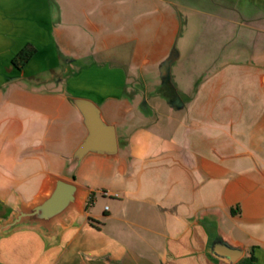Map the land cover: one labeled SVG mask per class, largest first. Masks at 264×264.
Wrapping results in <instances>:
<instances>
[{"label": "crops", "instance_id": "obj_1", "mask_svg": "<svg viewBox=\"0 0 264 264\" xmlns=\"http://www.w3.org/2000/svg\"><path fill=\"white\" fill-rule=\"evenodd\" d=\"M182 1L213 20L202 39L217 48L210 62L257 68L256 102L222 91L219 102L170 104L166 121L148 127L126 117L136 102L126 87L132 64L113 54L110 30L129 12L93 6L97 0H0V224L35 202L52 177L82 189L80 206L54 225V238L33 227L0 232V264H221L210 255L219 233L244 247L234 264L250 250L264 264V0ZM102 30L104 51L62 60L59 48L70 37L96 46ZM26 44L37 51L17 70L12 58ZM230 47L247 50V58L230 56ZM73 97L94 102L115 126L117 159L88 155L72 166L86 134ZM159 100L157 92L154 110ZM183 110L194 113L185 129L173 115Z\"/></svg>", "mask_w": 264, "mask_h": 264}, {"label": "rangeland", "instance_id": "obj_2", "mask_svg": "<svg viewBox=\"0 0 264 264\" xmlns=\"http://www.w3.org/2000/svg\"><path fill=\"white\" fill-rule=\"evenodd\" d=\"M171 1L172 5L161 0H97V4L93 5L102 8L108 6L117 9L118 13H130L129 16L123 17L121 22L118 20L119 17H116L118 28L110 30L116 34L112 42L113 54L127 55L132 64L126 87L133 90L136 102L133 103L134 110L126 115L127 119L136 116L134 121L130 120L133 125L144 124L149 127L153 121L159 123L166 121L164 114L170 104H183L186 108L192 102H219L222 91L229 93L230 97H233L235 92L246 103H255L253 83L257 68L254 71L247 69L243 64H236L224 70L219 63L210 62L217 48L204 46L202 39L213 33L204 30L206 24L213 21L212 18L207 14L189 12L182 0ZM160 11L164 13V30L161 31ZM70 18L74 20L71 21L74 24L76 16L71 14L69 21ZM171 19L176 22L175 30H172ZM145 21L147 27L143 28L141 25ZM229 26L236 27L232 24ZM105 33L107 32L102 30L96 46L89 47L80 46L75 36L70 37V46L59 48L62 60L65 63L71 62L84 52L87 54L93 50L104 51L100 42ZM120 35H123L124 41H121ZM227 50L230 51V56L241 58L248 56L247 50L233 52V47ZM72 65L75 69L79 67L77 63ZM214 65H219L215 77L214 73L210 76ZM220 85L222 90H218ZM157 92L160 111L152 108L157 103L155 101ZM184 111L173 114L182 122V128L188 127L194 116L191 115L194 113ZM140 115L143 120L140 119ZM104 119L106 120L105 117ZM249 119L250 116L249 118L246 116L242 125H246Z\"/></svg>", "mask_w": 264, "mask_h": 264}, {"label": "water", "instance_id": "obj_3", "mask_svg": "<svg viewBox=\"0 0 264 264\" xmlns=\"http://www.w3.org/2000/svg\"><path fill=\"white\" fill-rule=\"evenodd\" d=\"M264 93V76L261 78ZM70 102L77 110L86 134L70 156L72 166H78L88 155L117 159L118 142L115 126L106 122L100 108L89 99L73 97ZM82 189L73 181L52 177L46 191L32 204L20 205L8 221L0 224V232L19 227L37 228L54 238V225L80 206ZM244 253V247L224 234L211 244L210 255L221 264H234Z\"/></svg>", "mask_w": 264, "mask_h": 264}, {"label": "trees", "instance_id": "obj_4", "mask_svg": "<svg viewBox=\"0 0 264 264\" xmlns=\"http://www.w3.org/2000/svg\"><path fill=\"white\" fill-rule=\"evenodd\" d=\"M36 48L31 44H26L24 47H22L12 58V65L17 69L21 70L26 63L35 55ZM93 195L90 194L86 200V208L89 207L92 204ZM237 209H231V214H236ZM89 222L93 224V220L89 219ZM253 250L249 251V254L246 258L242 259L240 261L241 264H255V258L253 257Z\"/></svg>", "mask_w": 264, "mask_h": 264}]
</instances>
